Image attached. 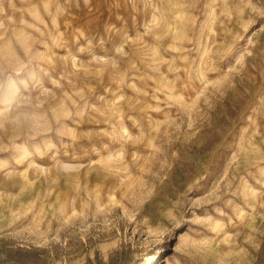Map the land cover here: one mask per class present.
Masks as SVG:
<instances>
[{
	"label": "rangeland",
	"instance_id": "obj_1",
	"mask_svg": "<svg viewBox=\"0 0 264 264\" xmlns=\"http://www.w3.org/2000/svg\"><path fill=\"white\" fill-rule=\"evenodd\" d=\"M0 264H264V0H0Z\"/></svg>",
	"mask_w": 264,
	"mask_h": 264
}]
</instances>
